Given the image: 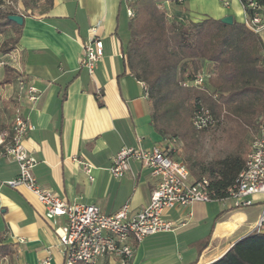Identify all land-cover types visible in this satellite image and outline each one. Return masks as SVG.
I'll use <instances>...</instances> for the list:
<instances>
[{
	"label": "crops",
	"instance_id": "1",
	"mask_svg": "<svg viewBox=\"0 0 264 264\" xmlns=\"http://www.w3.org/2000/svg\"><path fill=\"white\" fill-rule=\"evenodd\" d=\"M155 2L170 22L180 24L227 16L244 24L247 19L239 0ZM14 7L23 24L13 65L0 68V133L10 130L16 80L23 78L39 91L35 103H22L33 126L23 147L37 162L32 173L38 185L66 202L96 206L105 215L125 204L131 215L141 212L156 186L149 170L129 162L122 179L109 173L121 148L163 143L151 123L146 86L125 67L129 33L124 0H53L50 8L40 3L27 13L19 4ZM92 29L103 55L90 76L80 60ZM10 36L8 31L1 40ZM257 36L264 46V29ZM77 162L92 167L91 181ZM17 175V164L0 158V248H5L0 264H42L47 258L50 264H64L62 247L35 196L6 185ZM262 200L254 197L251 207L240 209L228 200L168 211L164 219L184 226L147 236L135 247L132 264H212L253 232ZM55 223L62 226L64 219ZM98 264L117 262L102 258Z\"/></svg>",
	"mask_w": 264,
	"mask_h": 264
},
{
	"label": "trees",
	"instance_id": "2",
	"mask_svg": "<svg viewBox=\"0 0 264 264\" xmlns=\"http://www.w3.org/2000/svg\"><path fill=\"white\" fill-rule=\"evenodd\" d=\"M7 1L19 4L27 13L40 3L50 8L53 0ZM250 1L264 9V0H239L247 19L253 14L248 8ZM4 6L0 0V39L8 31L11 36L1 40V56L14 50L21 30L8 20L16 11ZM130 7L134 16L126 26L125 67L146 86L152 126L163 141L176 143L177 139L181 143L186 159L174 160L187 167L193 181L208 179L214 198L223 200L243 170L250 146L244 138L264 116L263 43L244 24L228 26L212 19L195 24L170 22L155 0H132ZM200 73L206 75L202 88L183 86ZM199 106L209 111L214 125L227 126L223 132L234 146L231 153L209 164L194 155L203 131L194 130L190 118ZM173 151L174 155L175 148ZM4 249L0 248V254ZM212 264H264V232H252L238 240Z\"/></svg>",
	"mask_w": 264,
	"mask_h": 264
},
{
	"label": "built area",
	"instance_id": "3",
	"mask_svg": "<svg viewBox=\"0 0 264 264\" xmlns=\"http://www.w3.org/2000/svg\"><path fill=\"white\" fill-rule=\"evenodd\" d=\"M4 2L8 6L13 5L7 0ZM125 4L124 13L127 18H132V0H125ZM248 8L253 14L246 19L244 25L251 33L259 35L264 29V9L251 1ZM102 55V43L95 36V29H92L89 40L83 46L80 67L93 76ZM6 57L8 59H0V68L13 65V52ZM204 79L206 75L200 73L192 82L184 83L183 86L199 89L203 87ZM16 84L18 92L12 124L9 131L0 133V158L12 160L18 166L17 177L6 185L12 189L24 188L35 196L44 209L45 220L51 222L54 234L62 247L64 264H98L102 258L117 264H132L135 247L147 236L173 232L184 226L182 222L164 219L166 212L175 209L189 210L191 205L197 203L202 205L229 200L233 208L240 209L251 207L253 198L259 196L263 200L253 232H264V117L250 143L243 170L234 185L228 189L225 199L214 198V192L209 190L208 179L191 181L187 167L172 157L175 144L172 139L147 149L137 143L136 146L123 147L117 152L111 160L109 173L115 180L122 179L128 171L129 162L138 163L149 170L151 178L156 181V186L150 193L149 204L134 215L130 213L129 204H125L114 214L105 215L96 206L66 202L38 185L32 173L37 162L23 147V140L33 130V126L23 115L22 103H35L39 91L26 84L23 78H17ZM190 125L196 131H204L214 126V120L206 108L199 106L190 118ZM77 164L91 181L92 167L82 162ZM188 217H191V213H188ZM57 218L64 219L62 226H56ZM49 261L47 258L42 264H50Z\"/></svg>",
	"mask_w": 264,
	"mask_h": 264
},
{
	"label": "rangeland",
	"instance_id": "4",
	"mask_svg": "<svg viewBox=\"0 0 264 264\" xmlns=\"http://www.w3.org/2000/svg\"><path fill=\"white\" fill-rule=\"evenodd\" d=\"M6 5V4H5ZM14 3L12 6H4L3 9H10L15 11ZM35 13H37L35 11ZM264 116L257 119L256 127L245 136L244 142L246 145H250L253 137L257 133L259 123ZM227 128L225 125H214L212 128L199 133V145L194 151V155L200 157L203 164H209L210 162L223 158L225 155L231 153L234 149V146L230 145L226 140V135L223 130ZM175 154L172 155L173 159H177L179 161H184L186 159V155L183 152L181 147V143L176 139V143L174 144ZM191 181L192 177H191Z\"/></svg>",
	"mask_w": 264,
	"mask_h": 264
},
{
	"label": "water",
	"instance_id": "5",
	"mask_svg": "<svg viewBox=\"0 0 264 264\" xmlns=\"http://www.w3.org/2000/svg\"><path fill=\"white\" fill-rule=\"evenodd\" d=\"M8 20L11 21V22H13V23H15V24L18 25V26H21V25L23 24V18H22L21 16H19V15H13V16L10 15V16L8 17ZM220 22H221L222 24H224V25H228V26H230V25H232L233 20H232V17L227 16V17L222 18V19L220 20Z\"/></svg>",
	"mask_w": 264,
	"mask_h": 264
}]
</instances>
